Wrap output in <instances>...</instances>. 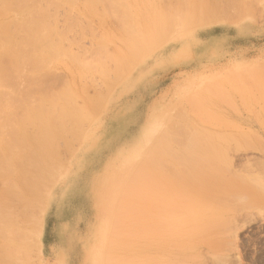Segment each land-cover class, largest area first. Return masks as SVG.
<instances>
[{
    "label": "rangeland",
    "instance_id": "1",
    "mask_svg": "<svg viewBox=\"0 0 264 264\" xmlns=\"http://www.w3.org/2000/svg\"><path fill=\"white\" fill-rule=\"evenodd\" d=\"M53 1L61 5L53 7L56 13L48 8L51 23L61 34L72 26L65 35L69 52L87 61L99 56L104 73L99 69L80 78L63 66L67 58L54 57L61 64L54 84L46 81L54 88L48 96H60L67 83H74L76 107L85 111L80 145L74 138L72 144L61 142L71 151L62 153L61 161L68 165L50 189L47 208L42 205L40 246L28 253L0 248L1 264L6 256L11 258L3 262L18 264L25 255L27 264H99L107 258L112 262L104 264H136L142 246L136 243L138 225L131 208L121 213L123 193L115 186L120 174L131 179L135 168L157 177L150 187L151 206L158 214L153 234L167 235L171 242L165 254L150 252V258L164 264H264V0ZM65 16L73 20L67 24ZM120 16L129 18L126 26L130 23L134 34L120 26L125 21ZM77 18L81 26L73 24ZM132 34L142 39L133 40ZM103 37L111 38L105 50L98 47L104 45ZM129 37L141 42L132 43ZM16 86L21 92L25 88L19 81ZM86 86L91 100L83 92ZM2 87L4 92L13 86ZM148 132L150 144L142 149L150 157L140 156L150 160L141 161L138 155L144 166H126ZM65 182L70 184L63 192ZM113 190L116 196L109 194ZM102 212L105 219L112 216L103 237L112 235V241H105L115 240L117 248L102 249L107 244L98 234ZM184 229L189 230L185 235Z\"/></svg>",
    "mask_w": 264,
    "mask_h": 264
},
{
    "label": "bare ground",
    "instance_id": "2",
    "mask_svg": "<svg viewBox=\"0 0 264 264\" xmlns=\"http://www.w3.org/2000/svg\"><path fill=\"white\" fill-rule=\"evenodd\" d=\"M56 3L59 4L61 2L59 3L56 2ZM56 3H54L53 0H0V88L3 86L2 87L3 89L4 87L5 89L6 87L8 89L10 86H13L11 87L12 91L10 89L5 90L4 92L0 91L1 94L0 97L1 96L4 97V99H2V97L0 98V248H2L1 249L2 252H4V250L6 249L8 251H13L14 253L16 252L28 253L32 251L31 250L32 248L36 246L37 247L40 246L39 243L42 234L40 227L43 223L44 213L46 212L45 208H47L48 205L47 203L49 201L48 194L52 190L51 189L53 187L52 185L55 184V181H57L56 177L57 176L59 177L61 174H63L62 172L66 170L65 167L68 165L67 162H66L67 164L65 165L63 164L64 162L61 161L62 159H65L63 157L64 154L62 153H64L65 151L69 152V150L71 151V147H69L70 145L69 146L67 145V147L65 146L68 142L71 143V141L69 140L72 138H74L79 143L77 145H80V141L78 140L81 138L80 135H81L82 122H83L82 113L85 111L83 112L79 111L78 108L76 107L77 102L75 101L77 95L74 93L71 86L74 83L72 84L67 83V86H65L67 90L64 94H61L60 91L58 92L59 94H61L60 96H56L58 95L57 93L56 95H54L55 93L53 95H50L54 89L53 86H51L52 85L51 83H53L54 76H56L55 73L57 67L61 64V63L58 64L59 63L57 61L58 59L55 58L60 57L63 60L66 58H67L66 60H70L73 64L76 65L77 67L76 69L72 68V66L69 63H66L67 62L66 60L63 62V66L66 67V70L69 73L74 71L77 74H79L80 76L79 75L78 76L80 78H84V77L89 78V76H91L94 72H96L99 69L101 74L104 73V71H101V69H103L102 68L103 64H102V59L99 56L95 55L91 61H87L81 58L80 56L69 52L67 45V42L69 40H68V36L66 37L65 35L67 34V31H69V29H72V26L69 27V29L65 32V34L59 33L56 27L51 23L50 21L51 15L47 12L50 11L48 10L49 8L53 10L54 13H56L55 11L56 9L54 10L53 7L55 8L61 5L59 4L56 6ZM114 6L115 4L113 5V7ZM56 16L58 18L57 14ZM66 17L67 16H65V20L67 22L65 20L64 22L68 24V20L72 18L68 19L67 17L66 19ZM120 17L122 18L123 16ZM128 19L129 18L126 19L125 17L124 19L125 21L123 23L122 22L119 23H121L120 26L124 25V27H122L124 30L126 28L128 30V31L125 30L128 33L125 31L123 32L127 34H131L132 31L130 32V30L132 29L128 28L131 24L129 23V26H126L127 25L126 22H128ZM79 22L80 21H78L77 18V20L74 19L73 24H77ZM81 24L82 22H80V24H77V26L78 25L81 26ZM83 27H81L80 30H83ZM64 29H67V26ZM135 31L132 33L134 34ZM133 34H132V38H134L133 40H139L137 38H141L137 36V34L136 35ZM53 35L56 36L58 39L56 42H55L56 38L55 39L52 38ZM105 37L102 38L104 45L100 43L98 46L101 50H105L106 49L105 45L107 44V42L111 41L110 37L109 38H105ZM132 38H130L131 41H133ZM127 41L125 42L129 44L128 42L130 41L128 42ZM140 42L137 43L136 41H133L132 43L139 44ZM55 60L58 63H56ZM121 60L124 61L123 59ZM60 62H62V60ZM42 73L44 75H41ZM49 76H53L50 77L51 80H49L48 78ZM47 80L50 81L51 83L50 82L49 84L46 83ZM18 81L20 82L21 87L22 86L25 87L22 90V92L19 91L20 87L18 88V86H16ZM45 84L47 85L46 86L47 89L44 86ZM14 87L18 88L17 90H15L18 91L17 93L13 92ZM89 87L90 86L88 85V88ZM40 88L42 89V92L44 94L41 92ZM88 88L86 86L83 92H85L84 93L85 96L87 92V96H89L90 98L92 95L89 94L90 92L88 93L87 91ZM35 92L36 94H38V96L41 93L40 98L34 95ZM48 93H50L49 94L50 97L48 96ZM72 94L74 97L72 96ZM42 96H46V100L45 97L41 99ZM47 96L49 98H47ZM51 96L54 97L51 98ZM91 98H93V96ZM1 99L2 102L4 103L1 102ZM38 99L39 100L41 99L42 101L38 102ZM85 110L87 109L85 108ZM149 135L150 132H148L147 136L142 142L140 147L141 149L139 150L134 149V152L132 153V160L129 159V161H127L128 163L126 164V166L130 167V165L133 166L135 164V166L138 167V165H141L140 163H142L141 162L142 160L143 161L150 160L149 158L150 153L149 152L145 153L146 150L143 152V149L148 147V145L150 144ZM62 141L63 142L65 141L66 144L62 143L63 145L61 146ZM147 150L149 149L147 148ZM194 150H196V148ZM198 152L196 154L197 156H198ZM142 153L149 155V157L147 156L148 158H146L144 155L145 158L143 157V159H141ZM202 153L203 154L205 153L206 155V152L202 151ZM138 155L139 156L141 155L140 156L141 161L140 159H138L139 157ZM205 155L203 157L200 156V159H203ZM193 156H191L192 159ZM136 159L139 160L138 163L135 161ZM194 160H198V159H194ZM204 160L205 158L201 161L199 160L200 161L199 164H201V162L203 163ZM199 164H197L196 162L197 166ZM196 165L195 167H197ZM141 166H144V164H142ZM147 167L149 169L148 165ZM73 169H75V167ZM123 170H124V165L120 169V173ZM135 170L138 171V169L136 168ZM137 171L133 172V174L131 173L132 175L129 174V176L131 175L130 176L131 179H124L122 176L124 174H120V178L116 180L117 183L114 182L116 183L115 186H118L119 189L121 188L120 190L118 189V192L123 193V196L121 197V201H120L122 207L121 213L124 212V208L126 209L131 208L132 213L135 215L136 225H138V234H137L136 243L141 244L142 246L140 247V250L136 252V261H137L136 264H164L166 263L165 260L150 258L151 257L150 252H153L155 254L156 253L165 254L167 250H169L171 243L166 240L167 235L158 237L157 235L153 234L154 229L158 224V222H156L158 214H155L153 212V208L151 206L150 187L152 182H153L152 185H156L157 177L154 179L155 176L152 175V173L150 174V172L143 173L141 170H139L142 172L139 174V172L137 173ZM134 173H136L137 175ZM119 182L125 183L124 187L122 185L123 183L121 184L122 186H119ZM69 184H70L69 182H65L63 192L69 189ZM126 184L127 186L130 185L129 187L131 188L127 189V187H125ZM122 187H123V191H121ZM103 189L105 192L107 191L106 188ZM125 189L127 190L125 191ZM155 189L156 187H154V190ZM114 190L109 194L114 193L116 196V192ZM162 191L163 192L166 191L165 186L163 187ZM59 193L60 192H58V194ZM58 196H60V194ZM100 196L101 195H99V197ZM124 198L130 199V201H128L129 199H127L129 205L124 204ZM108 199L109 198H107L106 196L105 199H102L100 201L105 202ZM101 202L99 203L100 205ZM42 205H45V208L42 209ZM109 210L108 212L107 211L106 212L109 213ZM112 212L115 213L114 211H111V215ZM152 213L154 214V219ZM100 217L102 218V222L101 225L98 226L100 227L98 234L100 238L102 237L104 241L106 240L105 238H108V240L111 239L112 241L113 240L112 235L110 236L109 234H107L108 231H106L105 233L107 234L106 235L107 237L105 238L103 237L105 227L107 226L109 228L111 227L112 221L110 217L112 216L110 217L107 216L106 217L107 220H106L102 212L101 216H99V219ZM118 219L119 222L120 217ZM139 219H142V221H140ZM122 221L123 220H121L120 222ZM125 224H127V221L125 222ZM186 225L189 226L188 224ZM192 225H196V224H192ZM183 226L185 227V225ZM182 228L183 227H181V229ZM127 230H125V232ZM184 230L182 231L184 232L182 233L183 235H185V232L187 233V231H189V230H185V231ZM156 232L157 231L155 229V233ZM127 235L124 236H126L127 238ZM129 236L131 237L130 234L128 235V238L131 239ZM185 239H180V242L182 241V243H184L183 240L186 241ZM105 242H107V244L104 243L103 244L104 248L102 249H105L107 247L106 250H109L110 246L112 247V244L116 246V244L114 243L115 240L113 243L110 242L109 244H108L109 241H105ZM128 244H132V243H128ZM129 246H128L129 250H132V247L130 249ZM185 246L183 247L184 248L183 250H186ZM180 249L182 248L180 247ZM107 256L108 255H106V257ZM21 257L23 260L18 257L17 260L20 259L19 260L20 262L19 261L17 262V260L16 262L18 264L19 263L27 264V261L24 260V257L23 256ZM102 257L100 256V259H102ZM9 258H11V256L8 258L6 256L5 260L7 259L8 261ZM110 259H108V262L110 261ZM122 259H124V257ZM3 261L2 264L3 263L7 264L6 262ZM103 261L104 260H102L101 262L103 263ZM106 261L104 262L106 263ZM123 262L125 261L121 260L120 264H125ZM131 263L129 262V264ZM0 264H1V259H0ZM8 264L10 263L8 262ZM14 264H15V260H14ZM126 264H128V262Z\"/></svg>",
    "mask_w": 264,
    "mask_h": 264
}]
</instances>
